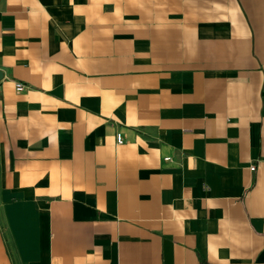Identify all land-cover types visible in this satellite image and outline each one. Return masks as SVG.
Segmentation results:
<instances>
[{"label":"crops","instance_id":"1","mask_svg":"<svg viewBox=\"0 0 264 264\" xmlns=\"http://www.w3.org/2000/svg\"><path fill=\"white\" fill-rule=\"evenodd\" d=\"M0 264H264V0H1Z\"/></svg>","mask_w":264,"mask_h":264},{"label":"built area","instance_id":"2","mask_svg":"<svg viewBox=\"0 0 264 264\" xmlns=\"http://www.w3.org/2000/svg\"><path fill=\"white\" fill-rule=\"evenodd\" d=\"M1 1V0H0ZM24 87H25V83H23V82H21V81H16L15 82V89L16 90H22V89H24ZM116 140H117V142H121L122 141V136H121V134L120 133H117L116 134ZM165 159H167V158H169L168 156H165L164 157ZM252 170L255 168V166L254 165H251V167H250Z\"/></svg>","mask_w":264,"mask_h":264}]
</instances>
